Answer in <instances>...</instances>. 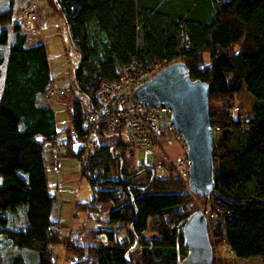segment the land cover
<instances>
[{
  "label": "trees",
  "instance_id": "trees-1",
  "mask_svg": "<svg viewBox=\"0 0 264 264\" xmlns=\"http://www.w3.org/2000/svg\"><path fill=\"white\" fill-rule=\"evenodd\" d=\"M46 1L77 53L72 89L55 96H68L62 156L78 158L68 130L85 132L100 82L116 78L120 65L178 60L207 85L212 187L203 198L188 194L170 169L162 176L151 164L138 170L112 153L122 147L117 133L97 131L80 166L91 197L74 204L87 213L104 207L99 221L107 227H75L81 237L66 239L46 177L45 146L59 130L44 45L26 42L18 15L24 1L15 8L17 0H0V264H59L49 245L63 243V264H127L134 237L138 256L130 251V263L175 264L185 254L179 230L191 201L209 210L211 264H224L213 238L233 256L264 257V0Z\"/></svg>",
  "mask_w": 264,
  "mask_h": 264
},
{
  "label": "rangeland",
  "instance_id": "rangeland-1",
  "mask_svg": "<svg viewBox=\"0 0 264 264\" xmlns=\"http://www.w3.org/2000/svg\"><path fill=\"white\" fill-rule=\"evenodd\" d=\"M23 1L24 0H17L15 8L22 4ZM31 1L34 3L36 13L34 14V20H32L35 24V30L26 31V42L33 44L40 41L44 45L49 76L52 79L53 91H55L51 94L52 101L50 107L53 111L55 127L59 130L56 140L60 141L64 136L61 129L66 125L68 118V111L66 110L67 104L64 103L65 100L68 99V96H64L61 101L56 100L55 96L57 95V89H68L67 80L71 81V71L76 64L77 53L68 41L64 24L55 7L48 4L46 0ZM15 14L17 13L15 12ZM71 95L73 96V94ZM119 138L121 143L126 142V136L123 130L119 132ZM158 146L159 148L150 152H142L135 149L132 157H130V162L132 164H138L134 166L138 170L143 166L148 167L150 164L153 165L157 176L165 175L168 172L167 169H170L171 173L174 175L178 174L179 168L171 167L169 162L175 163L181 157V147L179 144L170 138H164L160 140ZM48 147L49 144H46V152ZM60 165L61 167L58 169L61 170L60 172L64 170L68 171L66 175L61 177L59 176L60 172L51 171L50 168L47 167L46 177L48 193L54 196V202L55 205H57L58 210L55 216H57V219L62 225L61 231L66 232L68 228H73L74 230L75 227L77 228L83 225L91 226L90 224L94 225V222H96L97 226L107 227V224L99 221L106 217L104 211L101 210L104 207L100 209L98 206L101 211L99 210L95 213H87L75 207L74 203L76 200L86 201L91 197V190L87 179L84 175L80 174V163L78 159L61 156ZM135 175L136 178L142 177L140 173ZM78 178L79 180L77 182ZM181 181H183V177ZM194 208L204 209L200 201H197L196 204L194 203V207L190 209ZM208 212L209 210H207V212L204 210L205 217ZM52 213L54 214L53 211ZM124 237V229H119L116 234L117 241L120 242ZM98 241V244H109L104 240ZM213 243L216 254L220 256V260L224 264H264V257H236L228 252L223 243L215 241L214 238ZM55 253L57 254L58 263L63 264L65 260L64 245L57 244L54 249V254ZM131 253L132 258L135 259L138 256V248H133Z\"/></svg>",
  "mask_w": 264,
  "mask_h": 264
},
{
  "label": "built area",
  "instance_id": "built-area-1",
  "mask_svg": "<svg viewBox=\"0 0 264 264\" xmlns=\"http://www.w3.org/2000/svg\"><path fill=\"white\" fill-rule=\"evenodd\" d=\"M18 12L22 29L24 31L35 30V24L32 21L34 14H36L34 3L31 0H24ZM161 67L162 63L142 64L137 60H131L119 66L116 78L101 81L95 95L96 103L93 108L90 109L89 107L85 113V132L78 136L74 129L68 130L70 149L77 151V159L81 166L87 152L96 140L97 131L104 134L117 133L116 135L119 136V132L123 130L126 142L122 143V147H113L111 151L114 155L129 159L135 149L150 152L159 148L160 140L170 138L181 147V157L177 162H169V164L171 167L179 168L178 174L183 177L185 191L191 194L187 187V167L190 160L185 155V144L181 136L174 130L169 119V108L153 105L144 106L140 102L134 101L131 95V91L136 85L152 77ZM67 82L72 89L71 82L68 80ZM57 92L61 93L62 89H57ZM62 155V148L56 142L50 145L48 167L51 171H58ZM136 165L138 164H133V166ZM194 203L193 201L188 203L187 208H193ZM81 235V230L66 229V239L70 237L80 238ZM49 247L52 250L51 261L58 263L57 254H54L56 245L51 244Z\"/></svg>",
  "mask_w": 264,
  "mask_h": 264
},
{
  "label": "water",
  "instance_id": "water-1",
  "mask_svg": "<svg viewBox=\"0 0 264 264\" xmlns=\"http://www.w3.org/2000/svg\"><path fill=\"white\" fill-rule=\"evenodd\" d=\"M207 85L188 76L181 61L162 66L152 77L136 85L131 95L144 106L169 108V119L185 144L187 187L196 196L206 197L212 187V130L207 112ZM153 173L151 172V175ZM129 230L130 225H129ZM185 254L175 264H211L212 250L207 235L204 209L191 210L180 227ZM136 246V239L125 250L123 259Z\"/></svg>",
  "mask_w": 264,
  "mask_h": 264
},
{
  "label": "crops",
  "instance_id": "crops-1",
  "mask_svg": "<svg viewBox=\"0 0 264 264\" xmlns=\"http://www.w3.org/2000/svg\"><path fill=\"white\" fill-rule=\"evenodd\" d=\"M55 142L57 143L58 142V140H55ZM49 148H50V145H49V147H48V150H47V153H46V157L48 158V151H49ZM61 167V165L59 166V168ZM61 170L60 169H58V172H60ZM55 172H57V171H55ZM68 173V171H62V172H60V175L59 176H64V175H66ZM78 180H79V178L77 179V182H78ZM74 202V201H73ZM58 210V209H57ZM92 227L93 226H96L95 224L93 225V224H90Z\"/></svg>",
  "mask_w": 264,
  "mask_h": 264
},
{
  "label": "bare ground",
  "instance_id": "bare-ground-1",
  "mask_svg": "<svg viewBox=\"0 0 264 264\" xmlns=\"http://www.w3.org/2000/svg\"><path fill=\"white\" fill-rule=\"evenodd\" d=\"M205 215V214H204ZM206 218V217H205ZM206 220H207V218H206Z\"/></svg>",
  "mask_w": 264,
  "mask_h": 264
}]
</instances>
